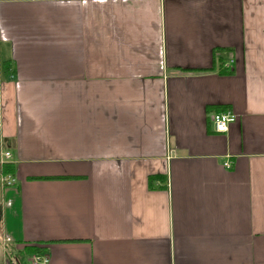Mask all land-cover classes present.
<instances>
[{
  "label": "crops",
  "instance_id": "1",
  "mask_svg": "<svg viewBox=\"0 0 264 264\" xmlns=\"http://www.w3.org/2000/svg\"><path fill=\"white\" fill-rule=\"evenodd\" d=\"M0 124V264H264V0H0Z\"/></svg>",
  "mask_w": 264,
  "mask_h": 264
},
{
  "label": "built area",
  "instance_id": "2",
  "mask_svg": "<svg viewBox=\"0 0 264 264\" xmlns=\"http://www.w3.org/2000/svg\"><path fill=\"white\" fill-rule=\"evenodd\" d=\"M229 67L230 65H225V68ZM236 121L237 117L231 111L216 113L213 116L215 130L218 133H227L230 129V126L236 123ZM1 155L4 157V161L0 162V186L2 188L12 187L16 184L17 180L12 173L5 171V166L8 163L7 161H10L13 158V154L11 151H1ZM225 166L230 168V162H226ZM9 242H11L10 239L7 240V243ZM49 262L50 259L47 255H33L28 264H49Z\"/></svg>",
  "mask_w": 264,
  "mask_h": 264
},
{
  "label": "trees",
  "instance_id": "3",
  "mask_svg": "<svg viewBox=\"0 0 264 264\" xmlns=\"http://www.w3.org/2000/svg\"><path fill=\"white\" fill-rule=\"evenodd\" d=\"M14 170H15V168L13 167V165H6L5 166V171L6 172H10V173H13L14 172ZM159 179H162L163 180V178L162 177H160V176H153V177H150V181H154V180H159ZM26 248H29L28 249V252L29 253H32V252H41V250H37V249H35L36 247H26Z\"/></svg>",
  "mask_w": 264,
  "mask_h": 264
}]
</instances>
